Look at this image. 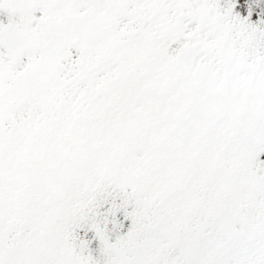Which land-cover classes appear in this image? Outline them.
<instances>
[{
	"label": "trees",
	"instance_id": "1",
	"mask_svg": "<svg viewBox=\"0 0 264 264\" xmlns=\"http://www.w3.org/2000/svg\"><path fill=\"white\" fill-rule=\"evenodd\" d=\"M54 7L6 38L0 264H264L262 0Z\"/></svg>",
	"mask_w": 264,
	"mask_h": 264
},
{
	"label": "rangeland",
	"instance_id": "2",
	"mask_svg": "<svg viewBox=\"0 0 264 264\" xmlns=\"http://www.w3.org/2000/svg\"><path fill=\"white\" fill-rule=\"evenodd\" d=\"M52 1L0 0V90L14 95L20 84L19 74L32 68L34 62L28 52L29 49H34L33 46L26 47L20 44L15 37L12 41H7L6 38L18 30L17 27L21 21L28 20L30 17L36 19L42 16L48 3H50L49 6H53ZM57 2L58 0H56ZM262 4L264 5V0H262ZM18 15H20L19 18ZM257 16L256 21L247 24L240 21L242 22L241 27L246 24L244 31L250 34L255 41H258L261 46L264 44V10H261ZM37 42L38 39L31 44ZM38 47L35 46L36 49H39ZM127 106L131 108V105ZM260 198L263 199V196Z\"/></svg>",
	"mask_w": 264,
	"mask_h": 264
},
{
	"label": "flooded vegetation",
	"instance_id": "3",
	"mask_svg": "<svg viewBox=\"0 0 264 264\" xmlns=\"http://www.w3.org/2000/svg\"><path fill=\"white\" fill-rule=\"evenodd\" d=\"M61 1L62 0H58V2L56 3V0H53L51 3L53 4V6H49L50 3H48L45 11H44V14L43 16H45L47 14L48 11H51L52 10V7L56 6L57 8L60 7V4H61ZM47 16V15H46Z\"/></svg>",
	"mask_w": 264,
	"mask_h": 264
}]
</instances>
